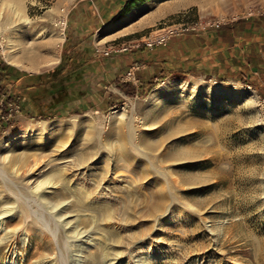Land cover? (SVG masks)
I'll use <instances>...</instances> for the list:
<instances>
[{"label": "rangeland", "instance_id": "obj_1", "mask_svg": "<svg viewBox=\"0 0 264 264\" xmlns=\"http://www.w3.org/2000/svg\"><path fill=\"white\" fill-rule=\"evenodd\" d=\"M73 1L0 0L2 57L27 72L53 66L15 62L14 32L41 30L57 56ZM251 16L264 17V0H149L101 45ZM170 78L177 86L150 104ZM248 81L258 89L174 75L107 111L15 116L0 135V214L14 216L2 215L0 264H264V78Z\"/></svg>", "mask_w": 264, "mask_h": 264}, {"label": "crops", "instance_id": "obj_2", "mask_svg": "<svg viewBox=\"0 0 264 264\" xmlns=\"http://www.w3.org/2000/svg\"><path fill=\"white\" fill-rule=\"evenodd\" d=\"M147 1L74 0L66 11L57 61L46 70L23 71L0 54V95L20 104L16 117L107 111L149 95L174 75L222 82L264 78L263 16L191 27L153 49L119 50L131 37L101 45L102 35ZM7 123H0V135Z\"/></svg>", "mask_w": 264, "mask_h": 264}, {"label": "bare ground", "instance_id": "obj_3", "mask_svg": "<svg viewBox=\"0 0 264 264\" xmlns=\"http://www.w3.org/2000/svg\"><path fill=\"white\" fill-rule=\"evenodd\" d=\"M2 3V2H1ZM4 5V4H3ZM6 5H4L5 8ZM13 14V13H10ZM15 14V12H14ZM8 16V15H7ZM5 16V17H7ZM18 16V15H17ZM2 17V16H1ZM0 17V18H1ZM20 18V17H19ZM23 20V19H22ZM21 21V20H20ZM8 18H6L4 20V25L8 24ZM23 22V21H22ZM16 23H18L16 21ZM27 25V24H26ZM2 27V26H1ZM26 27V26H25ZM38 27V26H37ZM2 30V29H1ZM41 31V30H40ZM40 31L38 32L37 30L31 28V29H27V28H20L17 29L16 32H14V38L13 41L11 43V46L13 48V50L15 51V62H19L20 66H24L22 64V62H26L27 64H29L28 69L29 70H39L41 67L44 66H51L53 64L56 63L57 61V56H56V49L55 47V41L52 37H45L43 36ZM54 32V31H53ZM5 34V33H4ZM49 35V34H48ZM10 40V39H9ZM26 67V66H25ZM177 81L175 78H170L168 79V81L166 82V84H164V87L162 88H154V91L150 94L149 96V102L150 104H155L157 103L160 94H162L164 92L165 86L174 88L177 86ZM186 85V84H185ZM211 87V85H210ZM195 90V89H194ZM188 91V90H187ZM184 92V91H183ZM207 92V91H206ZM215 92V91H214ZM230 92V91H229ZM190 93V92H189ZM218 93V92H217ZM186 94V93H185ZM144 147L146 149H148L150 152H152V157H156L159 153H160V149H159V145H153L151 142H144ZM136 151V150H135ZM154 151H156L154 153ZM149 152V155H150ZM138 154V152H137ZM140 154H142L140 152ZM147 158V157H146ZM156 160V159H155ZM31 164L28 163H24V164H20L18 165L19 167L16 168V176L18 177H22V178H26L27 174L31 172ZM36 175V174H35ZM46 180V179H45ZM45 180L39 181L35 186H33V191H39V189H41L43 186L42 184L45 182ZM47 181V180H46ZM34 185V184H33ZM8 188H10L11 191H13V189H11L12 187L7 186ZM55 187V186H54ZM40 201H46L47 199L44 196H40L39 197ZM32 204L30 203H22V209L23 210H32ZM50 205V204H49ZM41 207V206H40ZM57 207V206H56ZM58 208V207H57ZM34 211V210H33ZM172 214V213H171ZM2 215H6V216H10L11 219H14V216H12V211L11 209H7L6 211H2V213L0 214V229L2 227V224L4 223L3 218H5ZM167 215V214H166ZM174 215V213L172 214V216ZM3 217V218H2ZM17 217V216H16ZM167 219V218H166ZM10 221V218L8 219ZM19 221V220H18ZM5 224V223H4ZM11 224V222H10ZM43 224V223H42ZM6 227V226H5ZM16 228V226H15ZM3 231V230H2ZM12 231V230H11ZM84 231H81L80 233H83ZM3 233V232H2ZM1 233V234H2ZM6 233V232H5ZM17 233V232H16ZM30 235V234H29ZM36 235V234H35ZM33 236V235H32ZM37 236V235H36ZM88 236V235H87ZM8 238V237H7ZM14 239V237H13ZM24 239V238H23ZM31 241V240H30ZM33 241V240H32ZM35 241V240H34ZM11 242V241H10ZM15 242V241H14ZM13 242V243H14ZM93 245V244H92ZM24 246V243H23ZM7 247L6 241L5 240H0V255H2V253L4 252L5 248ZM7 249V248H6ZM11 251V250H10ZM7 252V251H6ZM15 254V253H14ZM6 256V255H5ZM9 258V257H8ZM31 258V257H30ZM8 260V259H6ZM5 260V261H6ZM10 263V262H9ZM27 264V262H26Z\"/></svg>", "mask_w": 264, "mask_h": 264}, {"label": "built area", "instance_id": "obj_4", "mask_svg": "<svg viewBox=\"0 0 264 264\" xmlns=\"http://www.w3.org/2000/svg\"><path fill=\"white\" fill-rule=\"evenodd\" d=\"M222 23L223 22L217 20L215 22H207L205 26H220ZM190 28V26L163 23L142 37L132 38L125 43L120 44L118 49L121 51L138 47L153 49L158 45H166L172 37L179 35ZM108 51L109 50L106 52ZM19 112L20 104L17 101L6 99L4 94L0 95V123L2 121L10 122Z\"/></svg>", "mask_w": 264, "mask_h": 264}, {"label": "trees", "instance_id": "obj_5", "mask_svg": "<svg viewBox=\"0 0 264 264\" xmlns=\"http://www.w3.org/2000/svg\"><path fill=\"white\" fill-rule=\"evenodd\" d=\"M136 1H140V0H134V2H136ZM260 61V60H259ZM8 67H9V69L10 68H12V67H10L9 65H8ZM238 81L239 82H241V83H243V84H249V85H251V86H253L254 88H256V89H258L257 87H256V85H255V83H253V82H250V81H248L247 79H238ZM156 84H153L152 86H155ZM145 96V95H144ZM77 113H79V112H77ZM11 123H7L5 126H9Z\"/></svg>", "mask_w": 264, "mask_h": 264}]
</instances>
